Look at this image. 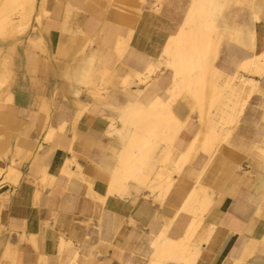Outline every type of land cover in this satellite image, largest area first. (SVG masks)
<instances>
[{"label": "crops", "instance_id": "obj_1", "mask_svg": "<svg viewBox=\"0 0 264 264\" xmlns=\"http://www.w3.org/2000/svg\"><path fill=\"white\" fill-rule=\"evenodd\" d=\"M190 5L162 0L139 12L140 0H45L48 17L33 23L45 49L24 45L4 52L11 61L12 103L0 108V157L6 156L0 159L6 170L0 177V264H156L160 235L173 241L192 235L195 250L190 263L178 257L164 264H264V151L258 144L264 79L238 72L255 79L261 95L250 99L225 143L198 152L190 163L180 155L201 123L194 103L178 98L171 111L183 126L170 147L153 150L147 179L112 183L132 134L114 111L129 100L146 104L162 96L172 72L160 67L146 85L125 89L113 78L141 75L147 62L156 63ZM230 11L234 27L255 12L235 5ZM259 15L252 51L220 42L213 63L219 87L238 62L264 52V11ZM119 42L126 47L121 55ZM83 45L92 67L86 65L85 84H77L73 68ZM77 90L84 98L74 95ZM41 108L51 114L49 125ZM213 119L219 136L220 116ZM49 126L54 132L46 142ZM197 186L202 192L192 198Z\"/></svg>", "mask_w": 264, "mask_h": 264}, {"label": "bare ground", "instance_id": "obj_2", "mask_svg": "<svg viewBox=\"0 0 264 264\" xmlns=\"http://www.w3.org/2000/svg\"><path fill=\"white\" fill-rule=\"evenodd\" d=\"M41 0L39 12H37V0H0V38H14L23 36L27 30L33 28L30 18L35 12V21L39 22L43 17H48V12L43 9ZM141 9L155 6L162 0H140ZM237 6L242 10L244 6L254 9V14L249 17L242 26H231L228 23L230 7ZM264 11V0H191L190 8L185 21L176 36L171 37L166 43L156 63H146L141 75L132 77L125 74L122 78L114 77L116 85L125 88L146 85L150 76L162 67L171 70V86L152 101L143 104L136 100H129L120 111H114L116 118L123 126L132 128L131 137L125 145L123 154H120L117 166L112 171V183L129 180L147 179L153 169L151 162L154 160L153 150L156 146L164 144L170 147L174 138L182 128L171 111L172 103L181 96L188 97L193 103L197 117L200 119L201 129L198 137L190 144L185 154L180 155L183 163H190L198 152L209 154L214 145H222L233 132V126L237 119L248 107L250 99L259 92V84L255 79L245 78L238 72L245 73L259 79H264V52L251 54L237 63V71L232 78L226 80L223 87L218 85V73L214 69V61L219 44L226 41L229 45L233 42L236 46H243L252 51L254 48L255 34L253 24L260 20L259 13ZM17 12L18 18H12ZM33 30H36L34 27ZM37 32V30H36ZM36 39L43 43L37 33ZM96 43L92 41V45ZM125 46L117 43L116 50L121 55ZM44 45H38L35 50L43 51ZM85 46L81 47L77 55L73 70H77L75 82L85 84V69L92 67V60L85 57ZM91 61V62H90ZM68 71V70H67ZM68 73L65 78L69 80ZM0 78V108L12 103V94ZM238 81V86L234 83ZM75 96L84 98L79 91ZM169 97L164 101L165 96ZM216 113L213 114L212 111ZM47 116V125L51 117L50 112L41 108ZM220 116L221 129L219 136L213 117ZM112 127L110 126V129ZM53 129L49 126L44 141H51ZM114 133V132H113ZM121 133V132H117ZM112 135V131L107 132ZM259 149L264 151V134L258 140ZM264 153V152H263ZM0 159L5 160L3 155ZM168 160L166 156L165 161ZM6 170H0V177L4 180ZM167 181L166 189L171 185ZM202 190L199 186L192 193V198ZM192 235H186L181 241H173L165 235H160L155 243L156 264H164L168 260H176L178 257H187L188 262L194 257V248L190 244Z\"/></svg>", "mask_w": 264, "mask_h": 264}, {"label": "rangeland", "instance_id": "obj_3", "mask_svg": "<svg viewBox=\"0 0 264 264\" xmlns=\"http://www.w3.org/2000/svg\"><path fill=\"white\" fill-rule=\"evenodd\" d=\"M35 6H36V3H35ZM72 13L73 12H71L70 15H72ZM12 18L14 19L18 18L17 12H14V14L12 15ZM34 22H35V12H33L30 18V25L33 27L31 31L30 29L27 30L23 36L19 37L18 40L14 38H9V37L6 39L0 38V66L2 67L0 70L1 72L0 78H2L1 81H3L4 85L7 86L8 88H10L11 76H12V74L9 73L11 61H10V58L4 52L12 48L24 47V45H26L28 48L32 50H35V48H37L38 45H41V44L44 45L43 43L38 42V40L36 39L37 32L36 30H33L35 27V25L33 24ZM259 92L262 93L261 89H259ZM258 109H262L264 112V106L258 107Z\"/></svg>", "mask_w": 264, "mask_h": 264}]
</instances>
